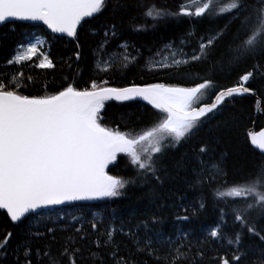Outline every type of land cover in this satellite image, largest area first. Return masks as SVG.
<instances>
[{"label": "trees", "instance_id": "1", "mask_svg": "<svg viewBox=\"0 0 264 264\" xmlns=\"http://www.w3.org/2000/svg\"><path fill=\"white\" fill-rule=\"evenodd\" d=\"M34 36L46 42L48 68L37 58L13 60ZM202 41L206 53L183 65L144 68L165 47L193 54ZM102 45L106 54L125 45L136 60L99 72ZM241 86L252 96L227 98L161 151L117 155L106 169L118 184L103 199L17 222L0 209V264H264V156L246 136L264 128V0H104L73 39L41 24L1 25L0 94L20 101L205 87L208 105ZM100 103L97 129L131 141L168 118L145 100Z\"/></svg>", "mask_w": 264, "mask_h": 264}, {"label": "water", "instance_id": "2", "mask_svg": "<svg viewBox=\"0 0 264 264\" xmlns=\"http://www.w3.org/2000/svg\"><path fill=\"white\" fill-rule=\"evenodd\" d=\"M103 2L0 0V26L8 22L41 24L55 36L73 39L78 26ZM240 94L252 96L242 86L225 90L211 104L190 112L170 106L157 88L67 93L43 103L0 94V209L17 222L25 215L106 196L110 184L107 148L84 116L96 103L145 100L170 119L190 123L209 117L227 98ZM246 136L250 146L264 156V128L247 131Z\"/></svg>", "mask_w": 264, "mask_h": 264}, {"label": "rangeland", "instance_id": "3", "mask_svg": "<svg viewBox=\"0 0 264 264\" xmlns=\"http://www.w3.org/2000/svg\"><path fill=\"white\" fill-rule=\"evenodd\" d=\"M214 40V39H213ZM210 40L209 42L211 43ZM208 42H200L198 51L191 54L182 48L165 47L163 50L148 58L145 63V69L149 71H160L170 67L183 65L192 58H198L206 53ZM104 46L99 48L95 58L94 68L99 72H106L113 65H120V70H124L135 62V56L127 50L125 45L113 53H104ZM46 42L42 37L34 36L25 45L18 48L14 55V62H22L32 58L39 60L38 67H50V62L45 56ZM251 80L250 76L243 78V83L247 84ZM155 88V87H154ZM161 90L164 98L170 106L181 112H190L204 106L206 99L205 87H200L196 90H182L176 88L157 87ZM102 103H96L85 113V119L88 125L102 136L106 150V166L113 162L115 157L119 154H126L131 151L138 153L153 154L164 149L167 141H174L181 137L187 130L190 129L189 123H181L168 118L161 124V126L141 135L137 141H131L123 135H116L106 133L97 129L94 123L95 114L100 111ZM192 123V122H190ZM109 180V188L118 184L115 180ZM108 188V191H109ZM107 191V192H108ZM236 194H242L237 191Z\"/></svg>", "mask_w": 264, "mask_h": 264}, {"label": "bare ground", "instance_id": "4", "mask_svg": "<svg viewBox=\"0 0 264 264\" xmlns=\"http://www.w3.org/2000/svg\"><path fill=\"white\" fill-rule=\"evenodd\" d=\"M213 102V101H212Z\"/></svg>", "mask_w": 264, "mask_h": 264}]
</instances>
